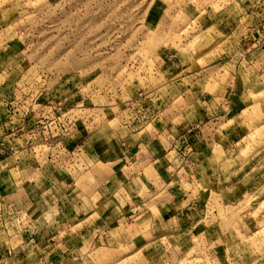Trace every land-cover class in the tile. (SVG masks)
Instances as JSON below:
<instances>
[{
	"label": "rangeland",
	"instance_id": "obj_1",
	"mask_svg": "<svg viewBox=\"0 0 264 264\" xmlns=\"http://www.w3.org/2000/svg\"><path fill=\"white\" fill-rule=\"evenodd\" d=\"M0 264H264V0H0Z\"/></svg>",
	"mask_w": 264,
	"mask_h": 264
},
{
	"label": "crops",
	"instance_id": "obj_2",
	"mask_svg": "<svg viewBox=\"0 0 264 264\" xmlns=\"http://www.w3.org/2000/svg\"><path fill=\"white\" fill-rule=\"evenodd\" d=\"M150 135H152V134H150ZM161 135L162 134H157L158 137L161 136ZM186 135L194 137L193 134H185V135L169 134L168 135L171 138V142L169 143L170 147L173 148V150L175 152L177 151V155L179 154L178 153L179 148L177 146V142H179L180 137H183V136H186ZM155 136L156 135L154 134V137ZM5 138H6V136L2 137L3 140ZM144 138H146L145 135H144ZM142 140L144 141L146 139H142ZM142 145L143 144L136 145V146L133 147V146H130V144L128 143L126 145V147L124 148L125 149V152H123L124 154L121 155L123 161H121L122 163H121V166L119 168L126 167L127 169H131V168H134V167L138 166V170H140L139 174H137L138 176L129 177L128 180H123V181H126V184H124V186L128 187L129 183H132V181H137L138 180V184H139L140 189H142L143 185L145 186L143 192H144V195L146 197L137 196L138 200H137V198L134 197L131 200V202H129V204H127V205L128 206L131 205V207L137 206L141 211L143 210L142 211L143 214L142 213L139 214L140 218H141L142 215L145 216V217L147 215H149V217L151 219V227L149 229V238H151L153 241H158L160 238H162L161 236H162V234L164 232L170 230V228H168V226H170V224L175 223V222L179 223L181 221V218L179 217V214H181V211L177 210L178 208L170 207V206L165 211L158 212L157 215H153L149 211V208H148V206L150 204L149 193H148L149 191H147L146 189H148V187H151V186L148 185L150 183V180H148L146 175H145V171H147L149 166L146 163L147 162V158L146 159H141V156L143 155V151H142V148H140V147ZM162 147H164V146L162 145ZM162 147H161L160 150H164V149H162ZM138 152H139V156H140L141 161L143 160L142 163H139V165L136 164L137 162L140 161V159H138V157H139L138 156ZM149 156H150L149 160H151L153 158V156L150 155V154H149ZM156 158L154 160H158V158L157 159ZM143 163H144V166L139 167ZM153 163H155V162H153ZM63 185L66 186V183H64ZM69 199H72V197L71 196L69 197V193H65L64 195H62L59 198V202H64V201L67 202ZM73 200H74V202H76L74 204L76 206H77V204H81L82 205V203L84 202V200L82 198L81 199H73ZM78 215H81L80 212H79ZM82 215H83V213H82ZM125 215H126V210H123L122 212L118 211L115 214L114 217H116L118 220H121V219L125 218ZM108 224H106L107 225L106 227H108V226L111 227L110 226L111 222L108 223ZM93 230H98V229H92L91 227L90 228L87 227V229H86L85 226L78 229V244L75 245V246H78L77 247L78 251H81L84 248V246H86V242H85L86 241L85 240L86 236H89L90 240H92L93 236H97L98 235V232H94ZM132 231H134V233L133 232H129L127 234L126 233L124 234V236H128L129 237L128 239H124L125 242H127V245L128 246L134 245V247H135V242H133L132 240L135 237H138L139 243L142 242V243L138 244V246H140L139 248L143 247L144 246L143 244H145L143 242H146V240H147V236H146L147 230H144V229H141V228L138 227V231L137 232L134 230V228L132 229ZM110 232H111V228H110V231L107 232L108 234H106V237H109V235H110L109 233ZM133 234L135 236L131 239V235H133ZM62 245L64 246V249L66 250L64 252L65 255H68L69 253H71L75 249V247H73L72 244L71 245L62 244ZM62 256H64V255H62ZM79 256H81V254H79ZM78 258L82 259V256L78 257ZM62 259L67 261V259H64V258H62ZM82 262H83V259H82Z\"/></svg>",
	"mask_w": 264,
	"mask_h": 264
},
{
	"label": "built area",
	"instance_id": "obj_3",
	"mask_svg": "<svg viewBox=\"0 0 264 264\" xmlns=\"http://www.w3.org/2000/svg\"><path fill=\"white\" fill-rule=\"evenodd\" d=\"M136 209H137V208L134 207L132 213H135V210H136Z\"/></svg>",
	"mask_w": 264,
	"mask_h": 264
}]
</instances>
